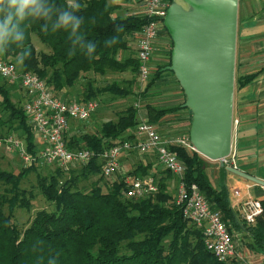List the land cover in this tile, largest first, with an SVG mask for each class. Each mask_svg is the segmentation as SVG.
Listing matches in <instances>:
<instances>
[{
    "label": "trees",
    "instance_id": "16d2710c",
    "mask_svg": "<svg viewBox=\"0 0 264 264\" xmlns=\"http://www.w3.org/2000/svg\"><path fill=\"white\" fill-rule=\"evenodd\" d=\"M48 2L53 9L49 17L29 19L21 25L25 33L23 44L30 51L24 63H17V57L23 49L16 44H10L6 51L0 53V60L13 65L18 74L36 76L56 94L74 88L79 80H83L85 87L77 102L95 100L96 96L106 94L121 99L135 96L131 87L136 81L138 62L135 57L120 61L118 56L129 49L128 39L136 42L140 30L150 20L132 14L120 17L115 14L120 7L108 5L107 0H73V3L80 5L76 14L82 19L77 35L83 43L91 41L96 45L95 52L89 56L86 49L76 42L70 28L53 30L58 10H71V3L67 0ZM164 34L170 41V48L165 61L157 65L140 95L142 97L146 96L156 79L166 73L173 76L171 72L163 70L170 65L172 49L165 28ZM33 37L46 51L36 49ZM126 72H130L134 78L128 83L130 89L116 83L98 88L91 79L92 75ZM259 73L241 76L237 80L238 89L253 82ZM7 85L16 87L0 77V128L18 133L26 150L35 154V137L22 112L26 95L21 92L24 102L21 107L17 106L12 101ZM145 109V120L153 125H158L167 116L187 111L181 105L166 108L149 103ZM138 122V110L131 105L118 113L115 121L102 123L96 134L65 135L69 150L88 149L94 152V156L88 165L80 167L76 178L71 177L60 184V179L52 176L48 182L42 179L38 183L42 195L54 206V210L36 212L22 233L11 222V213L17 205L24 209L30 205H27L23 193L17 191L13 175L0 171V182L11 186L8 191L11 197L0 200V264H49L51 260H55L56 264H239L234 257L227 262H220L205 248L202 231L184 219L182 207L176 204L175 198L169 193L165 178L155 175L158 192L143 199L125 198L123 193L126 185L122 179L114 180L106 191L102 190L100 181L104 177L97 155L122 140L134 130ZM190 123L189 112V126ZM170 150L185 168V184L197 185L210 208L220 212L229 232L232 234L233 229L241 228L249 230L250 226L246 228V223L237 217L231 207L229 191L224 184L225 168H221V187L216 190L210 183L205 162L200 155L180 146H171ZM56 172L62 177L60 171ZM161 174L171 176L165 170ZM131 175L138 178L150 174L148 168L139 166ZM78 176L98 178L90 190L84 192L77 189L74 183ZM4 205H7L9 215L3 212ZM261 205L262 213L252 225L257 244L253 242L251 249L256 252H264V201H261Z\"/></svg>",
    "mask_w": 264,
    "mask_h": 264
},
{
    "label": "built area",
    "instance_id": "2783aa9c",
    "mask_svg": "<svg viewBox=\"0 0 264 264\" xmlns=\"http://www.w3.org/2000/svg\"><path fill=\"white\" fill-rule=\"evenodd\" d=\"M173 1L140 0L133 12L135 16L150 20L142 27L135 42V58L138 62L136 79L140 95L148 84L153 70L156 69L151 65L154 44L164 34L163 18ZM0 77L26 95L22 112L28 119L32 133L41 141L40 152L36 155L44 165L67 171L90 163L94 152L88 149L69 150L64 137L70 131L72 122H85L96 112L97 101H61L54 97L45 83L36 76L29 73L18 74L13 65L3 60H0ZM133 107L139 108V100ZM232 124L235 128L239 121L233 117ZM0 143L5 145L8 152L17 151L27 166L33 163L35 158L27 152L24 142L20 139L9 136ZM171 146H180L194 152L188 136L162 140L157 132V126L140 117L133 131L97 155L101 174L106 178L122 179L126 185L123 195L127 199L137 200L156 195L158 183L153 175L138 178L124 176L120 162L127 154L135 153L140 156L154 154L160 167L168 171L177 182L175 202L182 207L184 219L202 231L205 248L218 261L227 262L235 256L232 234L222 221L220 212L210 208L197 185L185 184V168L176 154L170 150ZM229 157L223 160L224 166L236 169L234 161ZM261 213V202L249 200L242 206L241 219L246 225L252 226Z\"/></svg>",
    "mask_w": 264,
    "mask_h": 264
},
{
    "label": "water",
    "instance_id": "95a60500",
    "mask_svg": "<svg viewBox=\"0 0 264 264\" xmlns=\"http://www.w3.org/2000/svg\"><path fill=\"white\" fill-rule=\"evenodd\" d=\"M239 0H174L163 18L172 49L170 65L191 114L193 151L226 171L264 187V182L225 167L231 154Z\"/></svg>",
    "mask_w": 264,
    "mask_h": 264
},
{
    "label": "rangeland",
    "instance_id": "374dc122",
    "mask_svg": "<svg viewBox=\"0 0 264 264\" xmlns=\"http://www.w3.org/2000/svg\"><path fill=\"white\" fill-rule=\"evenodd\" d=\"M69 3H73V0H67ZM108 5H118L120 10H118L115 14L124 17L127 15H133V12L137 9L140 0H107ZM264 25V0H239L238 1V19H237V39H236V58H235V83H234V94L237 93L238 83L237 80L244 75L252 72H256L261 69L264 65V60L259 59L258 57L252 56L253 53L256 52L255 47L250 44L247 47L246 52L250 53L252 58L246 60V65H242L240 63L241 54L243 52L242 47L240 45V39H242L241 33L243 30L247 29L255 31L254 34H251V37H256L259 33H263ZM255 28V29H253ZM257 28V29H256ZM248 36V35H247ZM260 39L264 43V35L256 37ZM128 39V38H127ZM33 44L36 49L40 52L46 51V48L42 46L38 40L33 37ZM129 41V49L120 53L118 59L121 61L128 57H135V49L136 43L134 39H128ZM168 37L163 34L161 38H159L154 44L153 51V60L151 65L153 68L157 67L159 63L165 61V55L170 48ZM257 53V52H256ZM2 59V57H1ZM8 61V60H7ZM151 77V76H150ZM137 78V76H136ZM91 79L95 81V86L100 88L105 85H109L111 83H116L121 87H126L130 89L129 84L132 80H134L133 76L130 72L126 73H107L104 76L92 75ZM129 83V84H128ZM85 87V83L83 80H79L76 86L72 89H66L65 93H61L62 95L56 94L52 91L51 88L49 90L58 98L63 99L65 101H77V99L81 98V93L83 88ZM9 92L11 93L12 101L17 106L21 105L24 102V97H22V91L12 85H7ZM132 90L136 93L134 96H129L124 99L114 97L113 95H98L95 97V100L98 103V108L96 112L85 122H72L71 129L68 133L76 132V135L81 134H96L102 123L107 122L109 120L115 121L117 118V114L121 111L125 110L128 106L134 105L139 100V108L138 110V120L142 117V113L146 111L145 105L147 103L157 107L160 106L159 97L156 94H150L148 92L146 96L142 97L139 94V87L137 83V79L135 83L132 85ZM21 97V98H20ZM21 107V106H20ZM5 119V117H2ZM171 120H164L158 127V134L160 138L163 140H168L171 138H177L182 135L187 134V130L189 128V122L183 124L182 120L178 117L170 118ZM161 125V126H160ZM133 131V130H132ZM13 136L18 138V133L14 131H8L7 128H0V141L4 140L6 137ZM36 150L35 154L29 153L35 159L33 163L29 166L25 164L22 157L18 154L17 151L8 152L6 151L5 145L0 143V171H5L13 175L17 182V191L19 193H23V198L26 199V203L29 206L28 209L19 208V206H15L13 212L11 213V222L17 227V229L22 233L29 224L36 212L45 210L47 212H52L54 210V206L49 203L45 197L42 195L41 190L38 188V183L45 179V182H48L52 176L60 179V184L64 181L69 180L71 177H77L80 173V167H73L67 171L60 170L55 166H47L44 165L40 159H38L36 153L38 154L41 147L40 139L34 135ZM21 140V139H20ZM22 141V140H21ZM23 142V141H22ZM28 152V151H27ZM210 162H208V166L206 167V173L210 176L211 180L213 179V173L211 167L209 166ZM135 166V165H134ZM131 167V169L134 168ZM60 171L62 177L57 175L56 171ZM130 172V170H129ZM133 172V171H132ZM131 173V172H130ZM129 173V174H130ZM98 176H89V177H80L78 176L76 183V188L82 190L84 192H88L92 187L93 182L97 180ZM116 178L110 177L100 181V186L103 191H106L109 186H111L112 182ZM11 189L10 185L0 182V200L9 199L11 194L8 192ZM170 193V192H169ZM176 199V193L173 192L171 194ZM3 212L5 215H9V209L7 205H4ZM189 225H192L188 223ZM195 227L194 225H192ZM196 228V227H195Z\"/></svg>",
    "mask_w": 264,
    "mask_h": 264
},
{
    "label": "crops",
    "instance_id": "0c3cea01",
    "mask_svg": "<svg viewBox=\"0 0 264 264\" xmlns=\"http://www.w3.org/2000/svg\"><path fill=\"white\" fill-rule=\"evenodd\" d=\"M255 31L249 30L247 32L246 29L241 33L242 39H240V45L243 52L241 54L240 63L242 65H246V60L252 58V56L264 60V43L256 38L264 35V32H257L258 35L256 37H251V34H254ZM250 44L255 47L257 52L253 53L252 56L245 50ZM154 71L155 70H153L151 77ZM259 71L260 73L253 82L239 89L237 93L234 94L233 117L239 121V124L237 127H233L232 147L229 159L234 161L238 171L264 182V65L256 72ZM242 75H244V72ZM65 91L66 90H62L60 95H62L61 93H65ZM148 92L158 95L160 106L157 107L169 108L178 105L182 106L185 101L183 92L174 76L167 73L156 79ZM141 116L145 119L146 111L142 113ZM171 117H178L184 124L186 121L189 122V111L184 110L174 115L167 116L161 122L164 120H171ZM75 133L76 132H71L69 135H74ZM182 136H188V133ZM202 159L205 162V172L208 162H210L209 166L211 167L215 182L211 180L207 173L206 174L212 187L219 190L221 187V178L223 177V172L221 171L222 167L219 162L209 161L204 157H202ZM120 162L124 176L134 177L130 172L142 166L143 168L149 169L150 175H156L158 178H165L170 194L173 192L176 193V180L172 176L168 177L167 175L161 174L164 170L158 164L154 154L147 153L142 156L135 153L127 154L121 158ZM132 166H134L133 169H131ZM224 184L229 191L231 207L241 221L242 206L244 203L249 200L264 201V187L229 173L226 169L224 172ZM247 227L249 226L247 225L246 228ZM249 228V230H245L244 228L232 230L235 248L234 258L239 264H264V252H256L251 249L253 242H255V244L257 243L254 236V226H250Z\"/></svg>",
    "mask_w": 264,
    "mask_h": 264
},
{
    "label": "clouds",
    "instance_id": "9594fccd",
    "mask_svg": "<svg viewBox=\"0 0 264 264\" xmlns=\"http://www.w3.org/2000/svg\"><path fill=\"white\" fill-rule=\"evenodd\" d=\"M71 10H58L53 30L69 29L76 42L86 49V54L91 55L96 50V45L88 41L83 43L77 35L82 19L76 14L80 8L78 3L70 5ZM53 9L48 0H0V53L7 50L10 44H16L23 51L17 57V63L23 64L30 55L29 49L24 46L25 33L21 25L29 20H39L51 15ZM47 27V26H45ZM49 264H56L55 260Z\"/></svg>",
    "mask_w": 264,
    "mask_h": 264
}]
</instances>
